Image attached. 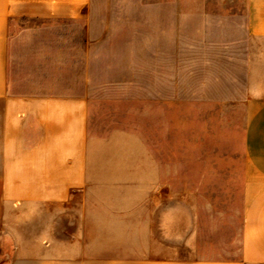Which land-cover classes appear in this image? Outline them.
Wrapping results in <instances>:
<instances>
[{"label": "crops", "instance_id": "obj_1", "mask_svg": "<svg viewBox=\"0 0 264 264\" xmlns=\"http://www.w3.org/2000/svg\"><path fill=\"white\" fill-rule=\"evenodd\" d=\"M93 1L0 0V264H264V92L243 103L239 183L179 186L177 163L92 132L68 86ZM243 2L264 37V0Z\"/></svg>", "mask_w": 264, "mask_h": 264}, {"label": "rangeland", "instance_id": "obj_2", "mask_svg": "<svg viewBox=\"0 0 264 264\" xmlns=\"http://www.w3.org/2000/svg\"><path fill=\"white\" fill-rule=\"evenodd\" d=\"M92 5L88 64L67 73L88 94L92 132L123 135L126 156L145 145L164 174L177 163L179 186L238 184L243 103L264 92V37L245 33L243 0Z\"/></svg>", "mask_w": 264, "mask_h": 264}]
</instances>
